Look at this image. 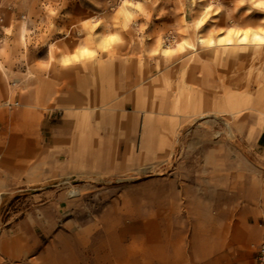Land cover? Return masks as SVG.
<instances>
[{
    "label": "rangeland",
    "instance_id": "obj_1",
    "mask_svg": "<svg viewBox=\"0 0 264 264\" xmlns=\"http://www.w3.org/2000/svg\"><path fill=\"white\" fill-rule=\"evenodd\" d=\"M262 3L0 0V143L32 146L0 151V264H229L228 178L264 183ZM237 223L230 264H258Z\"/></svg>",
    "mask_w": 264,
    "mask_h": 264
},
{
    "label": "crops",
    "instance_id": "obj_2",
    "mask_svg": "<svg viewBox=\"0 0 264 264\" xmlns=\"http://www.w3.org/2000/svg\"><path fill=\"white\" fill-rule=\"evenodd\" d=\"M3 83L0 82V99L3 97ZM84 91V90H83ZM76 99V98H75ZM122 112V110H121ZM120 116L124 117L126 113H118ZM16 123H19L21 127L26 124L27 119L25 117H21L19 120H14ZM18 121V122H17ZM44 124V123H43ZM49 131L51 129H48ZM59 141L68 142L69 138L66 136L59 137ZM58 138V139H59ZM24 140V141H23ZM56 140L54 137L51 140L55 145ZM59 141H57L59 143ZM25 137H11L8 146H3L0 143V151H3V161H7L9 157H20L23 158L21 160H26V152H28L32 146L26 142ZM29 147H31L29 149ZM245 183L241 185H236L235 176H229L228 178V191L227 193L224 192V197H226V201L220 200L218 202L219 211L217 214L218 220L228 221V225H226V233L225 236L228 237V244H230L231 249L228 250V258L230 264V255H233V260L236 254V231L237 227H239V223L237 221H243L246 224L251 225L252 231L251 235L254 238H258L262 236V229L260 230L259 226H256V222L264 220V183L256 178L252 179L247 183V186H244ZM242 200V201H240ZM238 201V202H237ZM242 204H241V203ZM241 204V205H239ZM248 206H247V205ZM226 206V207H224ZM238 208V209H237ZM238 210V211H237ZM241 213L242 216L237 217V212ZM242 223V224H244ZM261 225V224H259ZM246 225H243L245 227ZM247 227V226H246ZM240 235L243 236L241 241L247 240L248 234L245 233L244 230L240 231ZM69 252V257L73 258V261H64L63 258L65 255L63 253H57L53 255L52 259L55 260L56 264H77L75 261V257L70 256V253H75V250L71 249ZM75 256V255H74ZM219 260V259H218ZM183 264V263H181Z\"/></svg>",
    "mask_w": 264,
    "mask_h": 264
},
{
    "label": "clouds",
    "instance_id": "obj_3",
    "mask_svg": "<svg viewBox=\"0 0 264 264\" xmlns=\"http://www.w3.org/2000/svg\"><path fill=\"white\" fill-rule=\"evenodd\" d=\"M242 2H243V0H241V3H242ZM128 4H129V0H124V6H127ZM124 6H122V7L120 8V12L117 14V16L123 14V15H125L128 19H131L132 14H131V13H127V12H125V11H124ZM131 7L134 8V9H141L142 6H141L140 3H132V4H131ZM256 7H258V8H264V3H262V4H258V5H256ZM206 19H207V14H205L204 19H201V20L199 21V23L196 24V27H200L201 25H203V24L205 23V20H206ZM99 23H100L99 21H97L96 23H93L91 20H87V21H84V22H83V28H85V29H95V28L98 26ZM125 26H126V25H125ZM118 39H119V37H118L117 35H109V36H107V37L104 38L103 42L100 43V44L98 45V47H99V48H103V49L106 50L107 47L110 46L111 42L116 41V40H118ZM257 39H259V37H257ZM211 42H212V40H211V36H209L207 39L203 40V43L206 44V45H207V44H211ZM220 43H223V41H220ZM188 46L191 47V45H188ZM53 47H54V46H53ZM182 50H183V45H181L180 47H178V48L176 49V51H182ZM167 54H168V53H165V55H167ZM94 55H96V53L93 52V51H90V50L88 49V47L77 48V49H76V52H75V55L64 57V59H63L62 62H63L64 64H68V63H70L71 61H74V60L80 59V58H82V57H92V56H94Z\"/></svg>",
    "mask_w": 264,
    "mask_h": 264
},
{
    "label": "built area",
    "instance_id": "obj_4",
    "mask_svg": "<svg viewBox=\"0 0 264 264\" xmlns=\"http://www.w3.org/2000/svg\"><path fill=\"white\" fill-rule=\"evenodd\" d=\"M3 18L1 14V6H0V43L3 41ZM256 260L258 264H264V231L261 237L260 242L258 243V246L256 248Z\"/></svg>",
    "mask_w": 264,
    "mask_h": 264
},
{
    "label": "water",
    "instance_id": "obj_5",
    "mask_svg": "<svg viewBox=\"0 0 264 264\" xmlns=\"http://www.w3.org/2000/svg\"><path fill=\"white\" fill-rule=\"evenodd\" d=\"M53 181H55V180H50V182H53Z\"/></svg>",
    "mask_w": 264,
    "mask_h": 264
},
{
    "label": "bare ground",
    "instance_id": "obj_6",
    "mask_svg": "<svg viewBox=\"0 0 264 264\" xmlns=\"http://www.w3.org/2000/svg\"><path fill=\"white\" fill-rule=\"evenodd\" d=\"M259 36L258 34H256V37Z\"/></svg>",
    "mask_w": 264,
    "mask_h": 264
}]
</instances>
